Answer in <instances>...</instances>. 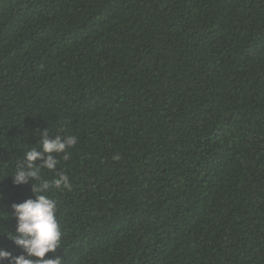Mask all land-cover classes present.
<instances>
[{
	"label": "trees",
	"instance_id": "obj_1",
	"mask_svg": "<svg viewBox=\"0 0 264 264\" xmlns=\"http://www.w3.org/2000/svg\"><path fill=\"white\" fill-rule=\"evenodd\" d=\"M41 130L77 143L16 185ZM59 174L70 189L51 186ZM42 180L62 232L46 259L264 264V0H0V248L14 256L12 205Z\"/></svg>",
	"mask_w": 264,
	"mask_h": 264
},
{
	"label": "clouds",
	"instance_id": "obj_2",
	"mask_svg": "<svg viewBox=\"0 0 264 264\" xmlns=\"http://www.w3.org/2000/svg\"><path fill=\"white\" fill-rule=\"evenodd\" d=\"M76 143L75 136L50 137L47 130H41L39 148L33 147L25 152L26 163L17 167L11 175L14 184L23 185L27 184L29 179L33 181L40 179V166L36 165L38 160L42 161V167L55 170L58 163L56 155L64 153V159H67V149L75 146ZM115 158L119 159L118 156ZM51 186L56 189H70L69 177L59 174L53 179ZM49 188L48 181L42 180L38 186L33 184L35 199L29 198L12 205L16 230L14 234L8 233V237L17 247L23 249V252L14 256L8 249L0 248V264L5 260L8 264H62L59 257L45 258L47 253H56L62 238L56 218L57 201L43 194ZM0 216H5V213L0 212Z\"/></svg>",
	"mask_w": 264,
	"mask_h": 264
}]
</instances>
